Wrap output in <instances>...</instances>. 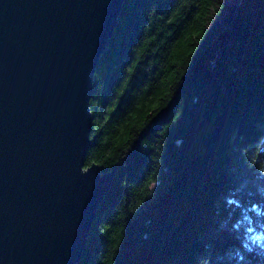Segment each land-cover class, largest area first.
<instances>
[{
	"label": "trees",
	"instance_id": "trees-1",
	"mask_svg": "<svg viewBox=\"0 0 264 264\" xmlns=\"http://www.w3.org/2000/svg\"><path fill=\"white\" fill-rule=\"evenodd\" d=\"M89 107L79 264H264V0H123Z\"/></svg>",
	"mask_w": 264,
	"mask_h": 264
},
{
	"label": "water",
	"instance_id": "water-1",
	"mask_svg": "<svg viewBox=\"0 0 264 264\" xmlns=\"http://www.w3.org/2000/svg\"><path fill=\"white\" fill-rule=\"evenodd\" d=\"M123 0H0V264H79L115 170L85 167Z\"/></svg>",
	"mask_w": 264,
	"mask_h": 264
},
{
	"label": "rangeland",
	"instance_id": "rangeland-1",
	"mask_svg": "<svg viewBox=\"0 0 264 264\" xmlns=\"http://www.w3.org/2000/svg\"><path fill=\"white\" fill-rule=\"evenodd\" d=\"M92 85H93V84H92ZM108 192H109V191H108ZM106 195H107V194H106ZM106 195H105V196H106ZM105 196H104V197H105ZM84 254H85V253H84ZM82 258H83V257H82Z\"/></svg>",
	"mask_w": 264,
	"mask_h": 264
},
{
	"label": "snow or ice",
	"instance_id": "snow-or-ice-1",
	"mask_svg": "<svg viewBox=\"0 0 264 264\" xmlns=\"http://www.w3.org/2000/svg\"><path fill=\"white\" fill-rule=\"evenodd\" d=\"M258 239V238H257Z\"/></svg>",
	"mask_w": 264,
	"mask_h": 264
}]
</instances>
